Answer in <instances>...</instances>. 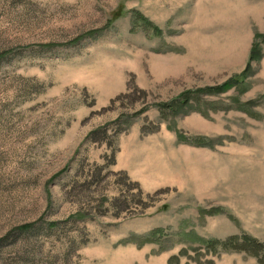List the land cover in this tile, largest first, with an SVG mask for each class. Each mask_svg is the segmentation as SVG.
I'll return each instance as SVG.
<instances>
[{"label": "rangeland", "instance_id": "obj_1", "mask_svg": "<svg viewBox=\"0 0 264 264\" xmlns=\"http://www.w3.org/2000/svg\"><path fill=\"white\" fill-rule=\"evenodd\" d=\"M260 256L264 0H0V264Z\"/></svg>", "mask_w": 264, "mask_h": 264}, {"label": "trees", "instance_id": "obj_2", "mask_svg": "<svg viewBox=\"0 0 264 264\" xmlns=\"http://www.w3.org/2000/svg\"><path fill=\"white\" fill-rule=\"evenodd\" d=\"M140 19L145 20L144 18H140ZM254 57H255V55H253V58H254ZM249 68H250V65H248V67L246 68V70L244 71L243 74H241L240 76H236V77H234V78L228 80L227 83L223 84V85L220 86L219 88H213V89H214L213 91H214L215 93L220 92V91L225 92L226 90H228V89H229L230 87H232V86H237V85L242 84L243 81L245 80L244 78L246 77V74H247L248 71H249ZM185 102H187V101H185ZM175 105H177V102L174 103V106H175ZM160 107H162V106H160ZM167 107H168V106H167ZM175 107H178V106H175ZM162 108H165V107H162ZM91 135H93V132L90 134V136H91ZM112 163H113V162H112ZM121 175H122L123 180H126L124 173H121ZM128 188H136L137 190L139 189L138 184H137L136 182L128 183ZM128 192H129V191H128ZM141 196H142V193H141V190L139 189V190H138V195L135 196V198H136V197L139 198V197H141ZM135 198H133V201H136ZM119 202H120L119 199H114L113 202H112V205H114V206H119V205H118ZM136 202H137V201H136ZM121 203H123L124 205H123L122 208H120V207L118 208L117 212H119V213H120L121 211H125V210H127V209L129 208V207H126V206L129 205L127 198H124L123 201H121ZM31 226H32L31 224H28V225H25V226L20 227L18 230H20V231H25V230L30 229ZM258 258H259V259H262L263 262H264V256H260V257H258Z\"/></svg>", "mask_w": 264, "mask_h": 264}]
</instances>
